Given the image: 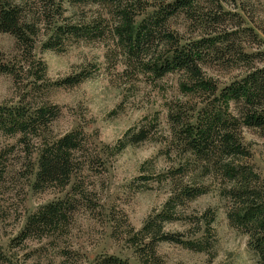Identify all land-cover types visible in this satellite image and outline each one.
I'll use <instances>...</instances> for the list:
<instances>
[{"label":"rangeland","instance_id":"374dc122","mask_svg":"<svg viewBox=\"0 0 264 264\" xmlns=\"http://www.w3.org/2000/svg\"><path fill=\"white\" fill-rule=\"evenodd\" d=\"M29 1L33 13L44 9V0ZM54 1L61 4V20L55 16L51 24H36L27 44L0 33V62L15 71V76L0 74V105L57 106L60 113L48 136L82 132L85 149L78 156L84 163L68 186L38 190L36 153L26 155L18 135L0 132V250L5 257L0 264H99L108 256L142 264L150 240L132 237L166 208L172 213L164 231L202 250L158 243L152 264H264L248 236L229 223L232 184L215 167L203 174V163L185 151L174 126L193 125L199 114L212 109L223 117L237 113V104L221 100L219 93L251 67L264 68V0H196L159 28L160 34L173 35L178 47L200 50L198 64L216 87L215 95L189 89L183 72L158 77L149 70L173 45L163 48L162 35L145 50L132 52L114 31L122 23L116 12L102 4ZM170 1L139 0L130 14L134 25L150 21ZM92 21L103 37L63 40L58 50L42 47L50 25ZM37 61L45 65L40 81L35 80ZM80 73L87 76L81 83L63 84ZM140 132L145 140L126 143ZM238 134L249 157L235 161V169L251 168L264 183V129L241 126ZM175 185L205 192L192 201H171ZM56 201L70 204L66 226L20 241L26 219Z\"/></svg>","mask_w":264,"mask_h":264},{"label":"trees","instance_id":"16d2710c","mask_svg":"<svg viewBox=\"0 0 264 264\" xmlns=\"http://www.w3.org/2000/svg\"><path fill=\"white\" fill-rule=\"evenodd\" d=\"M62 1V0H60ZM72 5L76 4H99L108 8L111 13H117L122 20L121 25L115 27V33L125 43L130 51H142L150 46L156 38L159 39L163 48L165 44H173L165 53L166 55L152 63L149 68L153 74L162 77L171 72H183L188 81V88L200 89L215 95L217 89L209 83L201 73L198 60L200 50L197 47H178V40L171 34H160L159 28L167 19L178 11L189 10L196 0H171L164 7H160L150 21H141L134 25L130 14L132 8H136L139 0H64ZM29 0H0V33L10 34L22 45L30 40V36L36 34V24L44 26L51 24L55 16L61 20V4L54 0H44L43 8L39 14L31 9ZM54 11L55 14H52ZM90 22L88 25L62 24L50 25V34L43 44L47 50H58L63 40L70 38H92L97 39L104 36L102 28ZM124 24V25H123ZM123 25V26H122ZM123 27V28H122ZM47 35V33H45ZM123 36V37H122ZM160 44V43H159ZM164 52H166L164 50ZM39 74L35 77L40 81L45 77V65L37 61ZM0 74L15 76L12 68L0 62ZM87 76L78 74L67 78L63 84L74 86L81 83ZM219 98L226 103L233 101L237 104V113L223 117L222 113L202 112L198 115L195 124L178 125L179 136L185 151L189 152L195 159L203 163L201 169L209 174L211 168H217L221 176L226 178L231 187L227 196L233 203V208L228 213V220L232 227L248 236L250 248L258 255L264 263V183L251 168L240 166L235 169L234 162L249 157L238 134L239 128L264 129V68L251 67L241 78L232 81L219 93ZM24 96L22 100H25ZM59 108L54 105L41 104L30 106L20 102L18 105H0V132L7 135H18L19 143L23 146L26 155L36 153V169L34 188L42 190L54 186L64 188L70 183L71 177L80 169L84 161L79 155L85 149V138L82 132L73 131L59 138L48 136L50 125L58 118ZM181 128V129H179ZM139 137H132L126 143H138L146 139L142 132ZM135 138V139H134ZM122 144V148L126 145ZM180 167L178 172H183ZM184 176V175H183ZM180 189L179 192L175 190ZM205 189L197 186L175 185L172 189L173 200L192 201L204 194ZM69 203L67 201H56L41 207L35 214L30 215L19 233L20 241L29 238H42L53 234L64 228L69 219ZM172 210L166 208V213L148 219L142 229L135 233L133 240L149 239L145 244L146 250L141 254L142 264H152L155 261V245L158 243L184 244L191 249L201 251L202 247L195 243L181 241L179 235L164 231V222L171 218ZM5 257L0 250V261ZM99 264H129L115 256L101 259Z\"/></svg>","mask_w":264,"mask_h":264}]
</instances>
